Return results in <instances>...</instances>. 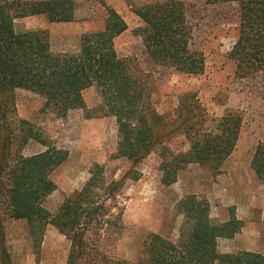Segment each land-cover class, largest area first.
<instances>
[{
    "label": "trees",
    "instance_id": "trees-1",
    "mask_svg": "<svg viewBox=\"0 0 264 264\" xmlns=\"http://www.w3.org/2000/svg\"><path fill=\"white\" fill-rule=\"evenodd\" d=\"M207 1L238 6L239 33L228 54L235 66V79L261 77L264 81V0ZM75 10L72 0H0V123L5 128L0 152V198L6 204L4 214L26 221L37 251L47 227L54 226L71 242L67 264H264V253L219 251L218 239L232 238L243 223L234 215L222 223L212 221L205 199L193 201L187 208L189 225L178 241L149 234L134 261L101 253L93 238L105 226L116 224L123 209L118 201L122 181L107 182L99 174V167L56 213L46 207V198L57 189L52 173L67 159L68 152L55 146L32 156L13 152L15 143L23 147L37 136L32 130L31 135L14 133L10 113L15 111L13 96L18 89L42 96L45 108L64 116L84 107L83 92L95 87L107 113L116 118L118 156L135 163L181 130L190 149L163 159V181L168 185L176 182L179 170L191 163L219 171L236 147L243 122L239 113H229L218 120L216 128L205 130V114L187 109L175 130H167L169 125L153 109L152 87L141 70L116 51L115 39L127 30V23L113 8H107L103 30L81 36L76 53L54 54L45 33L19 32L15 27L17 18L34 15H45L52 22H72ZM135 13L144 23L141 36L154 64L190 76L204 74L206 59L201 51L192 48L193 28L182 1L148 3ZM251 166L264 184L262 141ZM3 244L0 262L11 264Z\"/></svg>",
    "mask_w": 264,
    "mask_h": 264
},
{
    "label": "rangeland",
    "instance_id": "rangeland-1",
    "mask_svg": "<svg viewBox=\"0 0 264 264\" xmlns=\"http://www.w3.org/2000/svg\"><path fill=\"white\" fill-rule=\"evenodd\" d=\"M72 1L76 7L72 22H52L45 15H34L17 18L16 30L45 33L54 54L76 53L81 36L103 30L107 8H113L127 23V30L115 39L116 51L121 58L131 60L152 87L153 109L169 125L167 130H175L187 109L205 114V130L216 128L218 120L229 113H239L243 122L236 147L219 171L191 163L179 170L176 182L168 185L163 181V159L190 149L181 130L135 163L118 156V124L107 113L95 87L83 92L84 107L64 116L45 108L42 96L18 89L13 96L15 111L10 113L14 133L31 135L32 130L37 136L23 147L15 143L13 152L32 156L49 146L68 152L67 159L52 173L57 189L46 198V207L56 213L99 167V174L107 182L122 181L118 201L123 209L116 224L105 226L94 236L93 243L101 253L134 261L149 234L178 241L189 225L187 208L201 199L207 201L212 221L222 223L234 215L243 223L232 238L218 239L220 252L264 253V184L251 166L258 143L264 142V81L261 77L249 81L234 77L235 66L228 54L239 33L238 6L180 0L193 28L192 48L201 51L206 59L204 74L190 76L158 66L147 55L141 36L144 23L135 10L162 0ZM22 122L25 124L20 125ZM1 126L3 123L0 152L5 131ZM6 210L0 198V244L4 243L11 264H67L69 239L50 225L37 251L26 221L9 217L4 214Z\"/></svg>",
    "mask_w": 264,
    "mask_h": 264
}]
</instances>
